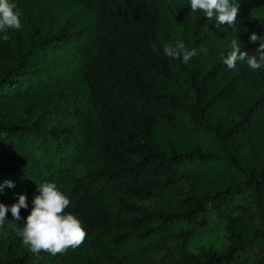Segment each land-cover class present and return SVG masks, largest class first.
Instances as JSON below:
<instances>
[{"label":"trees","instance_id":"16d2710c","mask_svg":"<svg viewBox=\"0 0 264 264\" xmlns=\"http://www.w3.org/2000/svg\"><path fill=\"white\" fill-rule=\"evenodd\" d=\"M60 1L95 16L76 53L66 49L75 33L65 28L34 41L10 67L2 63L0 44V203L10 207L25 195L29 209L38 187L55 182L87 237L55 256L26 247L20 255L8 253L4 264H141L174 239L208 245L211 236L219 237L217 247L183 264H264V68L253 72L238 62L231 76L214 64L202 72L198 55L187 64L167 57L164 48L175 44L161 38L165 0ZM238 3V20L226 26L224 56L234 37L254 54L259 45L249 35L264 36V18L247 0ZM59 56L63 62L53 65ZM63 67L68 82L58 78ZM247 83L259 92L250 106L226 127L211 121L217 107L228 110L225 118L234 112L235 97L223 98ZM56 84L75 85L78 96L59 101ZM24 98L33 103L21 119L3 111L5 102ZM248 129L255 135L252 165L226 143ZM228 171L236 178L224 187L183 192L172 208L155 204L184 175ZM28 209H21L22 218ZM7 220L23 226L10 211Z\"/></svg>","mask_w":264,"mask_h":264},{"label":"rangeland","instance_id":"374dc122","mask_svg":"<svg viewBox=\"0 0 264 264\" xmlns=\"http://www.w3.org/2000/svg\"><path fill=\"white\" fill-rule=\"evenodd\" d=\"M238 1L240 0H236V2ZM12 2L16 3L22 12L23 28L19 31H10L7 41L2 39L3 33H0V44H2L4 50L2 63L5 66H12L17 54L24 51L34 41L50 36L62 28L75 33L69 40L66 49L76 53L79 45L85 42L86 37H90V28L95 23L94 15H87L84 10L77 11L71 9L60 0H12ZM247 3L254 12L264 18V0H247ZM162 5L165 7L166 14L164 27L161 29V38H164L168 44H176L177 41H180L189 49L202 48L203 50L198 55L200 60L203 59L205 61L201 67L202 72H207L213 64L216 66L221 65V70H225L227 67L222 62V57H224L223 51L230 46L228 42L230 36L226 31V26L218 28L214 21H209L204 17L203 12H192L190 0H165L162 2ZM50 50L52 51V48L44 49V52L47 53ZM61 62L63 60L59 56L53 61V65L56 66L59 63L61 64ZM46 64L50 65L51 63L46 61ZM232 71L233 74L231 76L238 71V68ZM67 74L68 70L66 67L57 70L58 78L63 79V82L69 81L66 78ZM74 86L69 85L68 88H63L61 85L58 86L56 84L57 89L54 91V96L59 101L65 97H73V95L77 97L78 95L75 94L77 89ZM258 95L259 92L250 83H247L246 89L239 91L238 94H225L224 100H231V98L234 99L235 97V102L237 103L234 112L228 115V118H225L226 114L224 113L228 110L217 107L210 112L209 119L221 127H226L230 122H234L235 118L239 117ZM32 103L33 100L25 98L19 101L12 99L5 102L3 111L8 112L14 118L21 119L24 116V109ZM41 111L43 109L37 111L33 115V118H36ZM248 131L249 129L244 131V133L241 131L239 135L228 138L226 143L228 145L230 143L241 156L247 157V162L249 165H252L255 161L251 160L249 144L253 141L254 133ZM159 138H162V134ZM163 144L165 145L166 142H163ZM235 178L236 175L230 171L214 177L197 176L193 178L184 175L174 183L168 185L155 204H160L165 208H172L183 192L212 191L219 187H224L229 182L235 180ZM30 211L31 207L27 211L28 215ZM16 229L17 227L13 225L12 221L7 219L3 227H0V264L6 262L8 253L20 255L26 248L22 244L21 237L16 234ZM203 231L200 230L198 232V238H201L200 235ZM12 235L16 237L9 238ZM210 238L219 240L217 236H211ZM215 240L207 245L202 243L200 239L193 245L188 239L177 238L170 243H166L162 249L156 250L153 254L147 256L141 264H183L186 259L199 257L205 248L217 247Z\"/></svg>","mask_w":264,"mask_h":264},{"label":"clouds","instance_id":"9594fccd","mask_svg":"<svg viewBox=\"0 0 264 264\" xmlns=\"http://www.w3.org/2000/svg\"><path fill=\"white\" fill-rule=\"evenodd\" d=\"M190 8L194 13L203 12L204 17L214 21L218 28H231L238 20L240 3L236 0H190ZM21 17L22 12L16 3L12 0H0V33H3L4 41L9 39L10 31L23 28ZM249 42L259 45L254 54L243 51L237 37L231 40V50L222 57L223 64L229 70L235 69L238 62L243 61H246L253 72L264 68V36L252 32ZM153 50L155 51L154 45ZM202 50L188 49L183 42L177 41L174 46H168L163 51L167 57L181 59L187 64ZM5 184L8 187L14 186L11 181H6ZM2 188L3 185H0V191ZM38 191L39 194L34 196L30 214L26 218L21 216V209L29 207L25 195H20L18 202L10 207L0 203V227H3L9 211L13 220L23 219V226L17 227L16 234L21 237L22 244L34 254L43 250L55 256L82 246L87 232L83 222L67 211L71 205L69 197L55 182H44L38 187Z\"/></svg>","mask_w":264,"mask_h":264}]
</instances>
